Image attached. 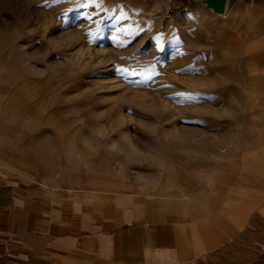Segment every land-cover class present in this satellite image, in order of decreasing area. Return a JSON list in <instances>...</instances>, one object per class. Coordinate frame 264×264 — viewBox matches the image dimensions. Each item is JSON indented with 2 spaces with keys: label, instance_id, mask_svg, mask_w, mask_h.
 Returning a JSON list of instances; mask_svg holds the SVG:
<instances>
[{
  "label": "rangeland",
  "instance_id": "obj_1",
  "mask_svg": "<svg viewBox=\"0 0 264 264\" xmlns=\"http://www.w3.org/2000/svg\"><path fill=\"white\" fill-rule=\"evenodd\" d=\"M153 1L0 0V152L40 137L42 168L74 192L108 200L153 180L192 199L225 138L235 151L264 136V48L247 22L201 0L155 16Z\"/></svg>",
  "mask_w": 264,
  "mask_h": 264
},
{
  "label": "crops",
  "instance_id": "obj_2",
  "mask_svg": "<svg viewBox=\"0 0 264 264\" xmlns=\"http://www.w3.org/2000/svg\"><path fill=\"white\" fill-rule=\"evenodd\" d=\"M228 12L264 48V0ZM24 141L0 152V264H264V136L235 151L225 138L192 199L153 180L108 200L74 192L71 175L42 168L41 138Z\"/></svg>",
  "mask_w": 264,
  "mask_h": 264
},
{
  "label": "built area",
  "instance_id": "obj_3",
  "mask_svg": "<svg viewBox=\"0 0 264 264\" xmlns=\"http://www.w3.org/2000/svg\"><path fill=\"white\" fill-rule=\"evenodd\" d=\"M177 0H154L153 1V14L155 16L169 17L174 14V6Z\"/></svg>",
  "mask_w": 264,
  "mask_h": 264
},
{
  "label": "water",
  "instance_id": "obj_4",
  "mask_svg": "<svg viewBox=\"0 0 264 264\" xmlns=\"http://www.w3.org/2000/svg\"><path fill=\"white\" fill-rule=\"evenodd\" d=\"M200 2L207 6L208 9H212L216 14L226 11L227 0H202Z\"/></svg>",
  "mask_w": 264,
  "mask_h": 264
},
{
  "label": "bare ground",
  "instance_id": "obj_5",
  "mask_svg": "<svg viewBox=\"0 0 264 264\" xmlns=\"http://www.w3.org/2000/svg\"><path fill=\"white\" fill-rule=\"evenodd\" d=\"M147 1V0H146ZM202 1V0H201ZM213 14H215L216 16H218V17H221V18H225V16H226V11L224 12V13H221V14H216V13H214V11L211 9L210 10ZM259 181V180H258ZM259 182H261V181H259Z\"/></svg>",
  "mask_w": 264,
  "mask_h": 264
}]
</instances>
